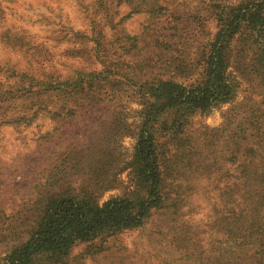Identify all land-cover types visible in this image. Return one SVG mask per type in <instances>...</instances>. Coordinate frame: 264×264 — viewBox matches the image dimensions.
I'll return each instance as SVG.
<instances>
[{"label":"rangeland","instance_id":"1","mask_svg":"<svg viewBox=\"0 0 264 264\" xmlns=\"http://www.w3.org/2000/svg\"><path fill=\"white\" fill-rule=\"evenodd\" d=\"M160 1L164 10L149 17L130 14L131 9L119 0H0V264L10 250L27 240L48 197L87 194L101 206L111 198L134 199L141 194L127 169L142 109L138 91L109 75L107 81L116 82L107 90L105 107L77 117L58 109L61 95L57 91L42 93L41 84L73 83L80 73L97 74L101 65L113 70L112 65H121L133 74L143 57L153 60L152 71L163 74L162 80H194V73L172 77V67L186 56L184 61L191 64L212 38L216 25L210 6L246 0ZM146 26L153 31L152 37H145L144 52H139L134 46H142ZM237 41L230 45L228 69L236 96L191 119L190 134L197 147L207 140L214 144L215 155L209 154V159H221L219 154L234 141L235 131L245 128L247 134L253 132L250 125L255 127L264 116L259 96L264 86L258 79L250 80L249 70L243 74L236 67ZM251 57L249 53L242 59L250 70ZM86 133L93 142L97 137L112 138L109 153L114 157H107L97 170L96 143L78 156L67 155L69 145L75 146ZM262 153L264 149V162ZM220 164L223 167L215 174V187L196 173H186L171 185L168 182L165 192L176 198L174 206L155 211L138 229L76 244L65 264H236L242 259L243 264H262L264 258L260 262L259 256L252 259L255 248L251 245L239 249V241L250 244L253 238L236 236L250 211L247 190L241 187L243 192L236 195L237 188H233L236 178L241 179V169L224 159ZM53 166L56 174L44 186ZM240 195L244 201L238 199ZM38 198L42 199L36 202ZM174 210L180 214L172 215ZM181 230L187 232L188 242L177 241ZM262 245L258 250H264Z\"/></svg>","mask_w":264,"mask_h":264},{"label":"trees","instance_id":"2","mask_svg":"<svg viewBox=\"0 0 264 264\" xmlns=\"http://www.w3.org/2000/svg\"><path fill=\"white\" fill-rule=\"evenodd\" d=\"M119 2L131 9L130 14H145L152 17L155 12L164 10L160 8V0H119ZM210 9L216 25L212 38L201 47L191 64L184 61L186 56L185 59H178L177 64L172 67L175 68V73H171L172 77H182V75L190 77L194 73L196 74L194 80L189 78L190 80L187 79L188 82L185 83L175 81L171 77L162 80L163 74H154L152 71L153 67L150 64L153 60L143 57L136 64L133 74L128 72L129 68L122 70L121 65H112L114 70L109 65H101L102 70L97 74L80 73L73 83L41 84L42 93L52 94L57 91L56 93L61 95L62 104L58 109L77 117L88 111L97 112L105 107L107 90L114 87L116 82V80L107 81L109 75L118 77L138 91L142 109L139 112L140 122L133 133L135 144L127 169L135 186L139 188L137 193L141 194H136L134 199L111 198L101 206L94 203L87 194H82L80 197V195L64 193L48 197L44 202L42 214L27 240L10 250L3 258L2 264H40L43 261L65 264L70 250L76 244L138 229L155 211L163 210L170 205L174 206L175 204L172 203L176 202V198H171L165 192L168 182L171 185L181 178L184 179L186 173L191 176L196 173L198 176H203L207 184L215 187L214 177L223 167L220 164L222 159L230 165L237 164L235 168L242 170L238 174L243 180L237 177L238 184L233 183V188H237L236 195L240 194L241 187L244 191L247 190L245 193L248 195L246 200L250 211L245 216L247 221L239 226L238 232L236 227L234 229L238 238L240 235L253 238L251 240L253 244L251 241L247 244L246 241L237 240L239 249L251 245L255 248V252L251 254L252 259L259 256L260 262L264 258V250H258L261 247L259 245L264 243V212L261 211V209L264 211V162L261 161V150L264 149V116L259 118V124H254L255 127L250 125L253 132L250 130L251 132L247 134L248 130L245 128L236 130L233 134L234 141L231 140L232 143L229 141L228 147L224 146L228 152L224 150L220 152L221 159L208 157L209 154L215 155L213 142L207 140L201 148H198L190 134L191 119L194 116L226 104L236 96V85L228 73L230 45L234 39L237 38V42H240V49L236 52L238 59L236 67L241 69L243 74L249 70L250 80L254 82L258 79L264 86V0H246L227 6L215 4L210 6ZM152 32L149 27L144 28L142 46L138 48L134 46L137 51L144 52L145 37L151 38ZM182 53L185 54L184 51ZM246 53L247 55L250 53L254 61L251 66L252 71L249 66L242 64V59L247 56ZM152 55L151 52V57ZM259 96L264 107V93ZM56 114L57 112L52 113V115ZM247 119L249 121V118ZM257 126L259 127L256 128ZM119 127L127 129L121 124ZM95 143L99 158L94 165L97 170L98 165H102L107 157L110 159L114 157L109 153L110 144L113 147L112 138L105 140L104 137L100 140L97 137L93 142L86 133L75 146L69 145L67 155L78 156ZM248 154H250L249 158ZM262 157H264L263 153ZM55 169L56 166L49 168L44 186H48V179L55 176ZM173 194H177V190H174ZM41 199L38 198L36 202ZM238 199L244 201L241 195ZM179 214V210H174L172 213L174 216ZM178 234L180 235L177 241L188 242L187 232L181 230ZM255 243L258 245L256 246ZM243 262L242 259L236 264ZM261 263L264 264V261ZM249 264L259 263L253 261Z\"/></svg>","mask_w":264,"mask_h":264}]
</instances>
